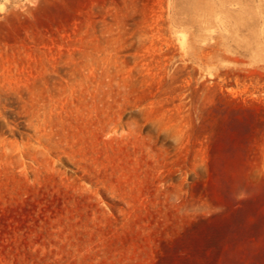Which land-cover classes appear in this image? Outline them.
I'll return each mask as SVG.
<instances>
[{"label":"rangeland","instance_id":"rangeland-1","mask_svg":"<svg viewBox=\"0 0 264 264\" xmlns=\"http://www.w3.org/2000/svg\"><path fill=\"white\" fill-rule=\"evenodd\" d=\"M0 264H264V0H0Z\"/></svg>","mask_w":264,"mask_h":264}]
</instances>
